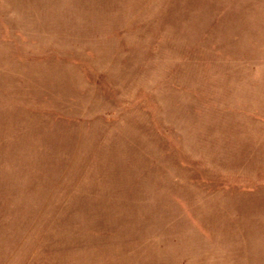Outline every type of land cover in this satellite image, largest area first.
Instances as JSON below:
<instances>
[{"label": "rangeland", "instance_id": "1", "mask_svg": "<svg viewBox=\"0 0 264 264\" xmlns=\"http://www.w3.org/2000/svg\"><path fill=\"white\" fill-rule=\"evenodd\" d=\"M0 264H264V0H0Z\"/></svg>", "mask_w": 264, "mask_h": 264}]
</instances>
